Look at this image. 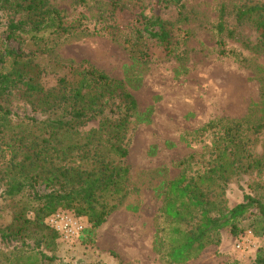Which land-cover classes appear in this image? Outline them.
<instances>
[{"label": "rangeland", "instance_id": "1", "mask_svg": "<svg viewBox=\"0 0 264 264\" xmlns=\"http://www.w3.org/2000/svg\"><path fill=\"white\" fill-rule=\"evenodd\" d=\"M183 1L185 20L178 21L173 8L161 13L172 28L169 55L143 30L141 15L150 16L153 0H49L64 22L81 26L76 33L44 42L43 51L26 34L7 38L6 26L15 14L0 11V52L7 51L1 65L4 72L13 69L17 56L44 88H52L60 77L76 87L85 61L121 80L137 102L127 128L129 152L120 160L129 168L125 195L114 198L116 206L99 227L86 222L84 231L67 243L59 237L53 242L44 230L31 227L16 233L17 203L25 205L27 219L34 216L29 207L34 204L31 189L7 198L6 182L0 179V264H47L42 255L51 257L52 264H173L168 251L174 224L162 215L168 186L181 173L204 172L216 156L224 130L237 123L245 145L237 153L243 167H228L224 192L213 199L226 208L243 201L245 194L264 203V130L252 133V126L264 118V44L251 21L235 22L239 6L264 0ZM221 4L226 6L227 28L234 29L232 37L222 36L223 48L230 54L220 53L215 29ZM113 24L140 29L149 58L131 57L122 32L113 36L107 29ZM10 109L17 115L13 123L26 116L42 118L20 92ZM96 124L91 121L82 131ZM191 155L197 162L189 161ZM0 158L13 160L10 149L4 147ZM34 187L39 193L46 191L41 183ZM236 226V234L229 227L222 229L216 243L206 244L179 264H255L256 254H264V216L252 208L236 220ZM249 232L246 247L237 249L236 240Z\"/></svg>", "mask_w": 264, "mask_h": 264}, {"label": "trees", "instance_id": "2", "mask_svg": "<svg viewBox=\"0 0 264 264\" xmlns=\"http://www.w3.org/2000/svg\"><path fill=\"white\" fill-rule=\"evenodd\" d=\"M170 8L175 10L178 21L186 19L183 0H153L150 16L141 15L143 30L163 47L167 55L173 51L172 28L161 18V13ZM0 11L15 14V19H9L7 23L6 37L26 34L40 51L44 50V42L76 33L81 26L80 23L64 22L49 0H0ZM226 12V6L221 4L215 27L221 54L233 53L223 48L222 36L229 38L234 33V29L227 28ZM245 21L252 22L259 42L264 44V3L239 6L235 11V22L241 25ZM27 26L30 27L26 29ZM107 29L113 36L122 32L123 43L131 57L149 58L140 29H124L117 24ZM6 53L5 49L0 52V154L4 147L10 149L13 160L0 158V179L6 182L3 193L7 198L30 188L34 202L29 206L34 213L32 219L25 217V205L17 203L20 210L14 218L20 224L15 232L23 234L21 231L31 227L44 230L50 240L57 241L58 233L46 224V219L58 210H70L76 216L85 217V222L92 228L99 227L116 206L114 198L125 195L122 189L129 168L120 160L129 152L127 128L131 114L137 108L134 96L121 80L109 77L85 61L81 63L76 87H69L66 79L60 77L52 88H44L34 82L35 76L25 70L17 56L12 61L13 69L4 72L1 65ZM18 92L34 112L42 115L40 120L26 116L19 118L18 123L12 122V117L17 115L11 111L10 104ZM95 120L96 127L82 131ZM263 130L264 118L252 126V133ZM221 140L216 156L206 163L204 172L196 176L181 173L168 186L162 215L174 224L169 263L187 261L206 244L216 243L219 232L226 227L236 234V220L252 208L264 216V203L250 194H245L243 201L230 208L213 199L224 192L229 179L228 167L234 170L243 167L237 158V153L245 147L239 124L226 128ZM188 159L198 160L194 155ZM38 183L43 185L45 192L35 190ZM42 257L47 264H52L51 257ZM255 264H264V254H256Z\"/></svg>", "mask_w": 264, "mask_h": 264}, {"label": "built area", "instance_id": "3", "mask_svg": "<svg viewBox=\"0 0 264 264\" xmlns=\"http://www.w3.org/2000/svg\"><path fill=\"white\" fill-rule=\"evenodd\" d=\"M85 220L76 216L70 210H58L46 219V224L58 233L60 241L67 243L76 238L85 229ZM250 232L245 238H239L235 242L237 249L246 247L251 238Z\"/></svg>", "mask_w": 264, "mask_h": 264}]
</instances>
